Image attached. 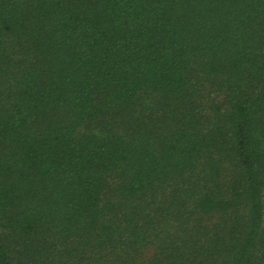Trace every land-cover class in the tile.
<instances>
[{
	"label": "trees",
	"instance_id": "16d2710c",
	"mask_svg": "<svg viewBox=\"0 0 264 264\" xmlns=\"http://www.w3.org/2000/svg\"><path fill=\"white\" fill-rule=\"evenodd\" d=\"M0 264H264V0H0Z\"/></svg>",
	"mask_w": 264,
	"mask_h": 264
}]
</instances>
